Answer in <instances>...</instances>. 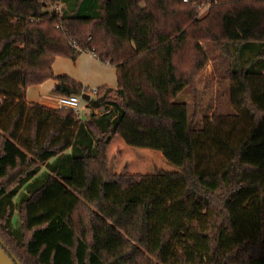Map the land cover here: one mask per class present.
<instances>
[{"label":"trees","instance_id":"1","mask_svg":"<svg viewBox=\"0 0 264 264\" xmlns=\"http://www.w3.org/2000/svg\"><path fill=\"white\" fill-rule=\"evenodd\" d=\"M204 3L0 0V241L21 264H264V0L198 17ZM199 41L226 61L229 116L245 123L225 140L179 99L208 64ZM85 50L115 88L53 74ZM48 79L89 95L86 118L26 102ZM204 136L225 152L212 169Z\"/></svg>","mask_w":264,"mask_h":264},{"label":"rangeland","instance_id":"2","mask_svg":"<svg viewBox=\"0 0 264 264\" xmlns=\"http://www.w3.org/2000/svg\"><path fill=\"white\" fill-rule=\"evenodd\" d=\"M201 16L203 15L198 14V17ZM199 43L208 56V64L204 68L202 74L195 80L194 91L196 93V96L193 97L192 92L187 90L179 96V99L187 102L190 112V119L193 120V115L195 112L196 119L194 122L197 129L202 128L203 117L206 116L205 118L208 121V131L219 129L222 132L221 140H225L229 135L233 137V135L239 134L242 131L243 127H245V123L241 118L229 116L233 110L229 105L227 81L223 79V72L226 67V61H224V59L220 55L219 50L213 44H207L204 41H199ZM246 56L247 55L244 54L243 58H245ZM50 89L51 83L49 82L44 86V92L50 93ZM87 89L94 93L93 90H90L89 88ZM46 97L52 99L51 95L49 94H47ZM80 107H82L79 112V116L81 118L86 117L91 112L88 101L82 100L80 102ZM97 112L98 111H95L96 114ZM214 114H217L216 116L218 118H215L213 116ZM201 144L204 148L200 160L201 164L203 166H206L208 169L217 167L225 158V152H223L222 150V145L215 146L213 144L212 136L208 140H206V136H204ZM68 153H70V150H68L65 154ZM44 172H47L45 165L42 166L40 172L31 180L30 183L42 180L43 176H45L43 175ZM20 190L21 191L19 192V194L13 199L14 202L19 200L21 196L26 194L29 189L26 185L23 186ZM14 220H16L15 212L13 216V221Z\"/></svg>","mask_w":264,"mask_h":264},{"label":"crops","instance_id":"3","mask_svg":"<svg viewBox=\"0 0 264 264\" xmlns=\"http://www.w3.org/2000/svg\"><path fill=\"white\" fill-rule=\"evenodd\" d=\"M52 71L54 75H67L90 90H94L103 85L112 88L116 87L114 66L99 61L98 58L91 56L87 52L79 53L74 60L68 57L57 56L52 64ZM49 82L51 83L50 93H45L44 86ZM54 85L55 81L51 79L40 85L28 87L25 92L26 102L28 104L37 103L46 107L55 108L56 95L52 94ZM47 94L51 95L52 99L46 97Z\"/></svg>","mask_w":264,"mask_h":264},{"label":"built area","instance_id":"4","mask_svg":"<svg viewBox=\"0 0 264 264\" xmlns=\"http://www.w3.org/2000/svg\"><path fill=\"white\" fill-rule=\"evenodd\" d=\"M183 2H186L188 0H182ZM207 3H204L200 6V15H203L207 9L217 2V0H206ZM62 6V5H61ZM89 53L91 56L96 57L95 53L92 51H84ZM97 58V57H96ZM94 91V90H93ZM82 101L81 95H58L55 97V107L57 108H69L72 109L75 113L79 114L80 109V102Z\"/></svg>","mask_w":264,"mask_h":264},{"label":"water","instance_id":"5","mask_svg":"<svg viewBox=\"0 0 264 264\" xmlns=\"http://www.w3.org/2000/svg\"><path fill=\"white\" fill-rule=\"evenodd\" d=\"M82 100L88 101L89 95L82 94ZM0 264H21L20 261L6 249L5 245L0 241Z\"/></svg>","mask_w":264,"mask_h":264}]
</instances>
